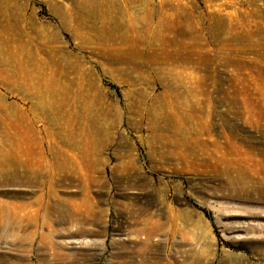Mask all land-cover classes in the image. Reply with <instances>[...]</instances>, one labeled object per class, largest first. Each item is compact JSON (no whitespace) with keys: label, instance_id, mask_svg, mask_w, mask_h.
<instances>
[{"label":"rangeland","instance_id":"rangeland-1","mask_svg":"<svg viewBox=\"0 0 264 264\" xmlns=\"http://www.w3.org/2000/svg\"><path fill=\"white\" fill-rule=\"evenodd\" d=\"M214 159L264 172V0H0V161L74 177L0 178V264H53L50 228L65 264H264Z\"/></svg>","mask_w":264,"mask_h":264},{"label":"bare ground","instance_id":"bare-ground-1","mask_svg":"<svg viewBox=\"0 0 264 264\" xmlns=\"http://www.w3.org/2000/svg\"><path fill=\"white\" fill-rule=\"evenodd\" d=\"M190 142L191 141H188V143ZM188 143L186 144L188 145ZM36 163H39V161ZM36 163H34V165H37ZM38 167L39 166L33 167L32 165L28 164L27 161L9 164V162L1 160L0 178L18 181L19 183L25 181L28 184H37L40 177L46 176V179L42 182L46 183V192L44 197L48 199V197L53 192L54 186L66 180H71L73 177V175L71 177L69 174L66 175L61 172L53 173L47 169L39 170ZM208 167L213 175L221 177L218 188L225 192V198L242 201L244 203H264L263 171L257 172L249 168L232 166V164H226L220 159H214L213 161L209 162ZM81 178L83 177H79L78 175L75 179L83 182L82 189L84 190L82 193H84L85 188L88 185V181H91V176L87 174L83 181H81ZM83 207L86 219L90 216H93V214H96V211L93 210L90 201H87ZM54 209L55 206L53 204H50L48 200L43 199L40 202L39 209H36L35 211L32 210L27 214L30 216V218H32V220H29V222L31 223L35 217H46L47 214L52 212ZM16 213L17 212L11 214L10 212H7L6 214L4 213L2 216H0V231L3 232V235L9 234L13 237H17V232L19 228L23 226V221L20 220L22 219V216ZM248 215L253 219L264 218V216L260 213H250ZM12 216L17 220L12 218ZM256 231L257 230L254 227H235L229 229V232H239L247 235L251 233L254 234ZM54 232H56V229L50 228L49 233L44 235L45 248L47 251H49L53 264H65V262L70 261L68 257L69 254L62 251L60 248L63 247V245H59V243L52 238V234ZM88 235V232L77 230L63 234V237L70 240H84Z\"/></svg>","mask_w":264,"mask_h":264}]
</instances>
